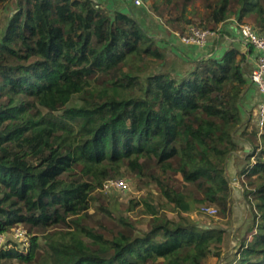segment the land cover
Masks as SVG:
<instances>
[{
    "label": "trees",
    "instance_id": "1",
    "mask_svg": "<svg viewBox=\"0 0 264 264\" xmlns=\"http://www.w3.org/2000/svg\"><path fill=\"white\" fill-rule=\"evenodd\" d=\"M208 2L194 26L264 34V0ZM187 55L96 0H18L0 33V235L30 242L3 244L0 264H264V129L243 108L255 50ZM232 159L251 223L225 252L226 229L186 215L227 214ZM124 177L156 187L124 211L141 208L143 232L97 197ZM94 203L113 229L89 224Z\"/></svg>",
    "mask_w": 264,
    "mask_h": 264
},
{
    "label": "rangeland",
    "instance_id": "2",
    "mask_svg": "<svg viewBox=\"0 0 264 264\" xmlns=\"http://www.w3.org/2000/svg\"><path fill=\"white\" fill-rule=\"evenodd\" d=\"M100 5H105L111 11H123V9L128 8L129 13L133 15L146 30L151 34L156 35L159 39L167 40L172 43L174 39H177L174 35L175 31L181 32L182 29H186L189 25H201L204 22V19L208 16V0H160L158 2L159 13L154 10V2L156 0H140V5H136V0H96ZM18 7V0H9L5 5L0 6V33L4 27V24L9 19V17L14 14L15 10ZM184 14L185 19L188 23L184 22V19L181 16ZM253 20H249L246 24L252 25ZM203 26V25H201ZM212 27V25H209ZM208 26V27H209ZM226 36H230L228 32H222V37L218 41L223 45L226 41ZM171 40V41H170ZM179 45H175L177 52L179 54L187 55L188 53H194L193 56H200L203 51L194 48L184 47V45L177 39ZM174 45V44H173ZM183 45V46H182ZM228 45V44H227ZM226 45V46H227ZM231 45L226 48L223 47L218 55L223 54L226 49L230 48ZM225 48V49H224ZM197 51H194V50ZM215 49V46L210 50ZM188 56V55H187ZM252 64V63H251ZM240 164L237 160H231L229 165V175L234 179L232 183L233 193L236 196V199L231 202V206L226 215L222 214L219 210V207L212 206L218 210V213L215 216L208 214H203L201 208L204 205L198 206L193 212L188 213V216L194 223L203 225V226H221L227 230L226 234V245L225 252H230V249H235L238 246L240 239L244 238L247 234V229L251 223V215L246 201L243 197L242 184L244 180L238 175L240 171ZM125 180L128 184V190L126 192H120L117 190L111 191H102L103 193L97 197L100 200L105 201L109 200L110 206H116L121 211H126L129 206L130 201L141 200L146 196L148 190H155L156 187L154 184L150 185L147 189L143 181H139L132 177L121 178ZM118 180V179H117ZM175 187L180 188V183L174 182ZM154 192V191H153ZM155 198H158L156 192H154ZM98 204H92L91 209V219L88 220L89 224L97 225L98 223L104 224L108 229H113L112 221L106 218V216L97 210ZM141 209V208H140ZM138 208L133 212L126 213L127 216H130L133 219L139 221L138 229L140 231H145L148 228L149 217L142 215L141 211ZM168 216L173 219H177V214L168 213ZM19 229L25 230L24 227L20 226ZM17 230V229H16ZM13 230L10 233L4 234V244L9 242H14L19 244L22 247H28L30 239L27 237L26 241L24 238H18L15 235ZM18 264V263H14Z\"/></svg>",
    "mask_w": 264,
    "mask_h": 264
},
{
    "label": "built area",
    "instance_id": "3",
    "mask_svg": "<svg viewBox=\"0 0 264 264\" xmlns=\"http://www.w3.org/2000/svg\"><path fill=\"white\" fill-rule=\"evenodd\" d=\"M135 3L136 5L141 4L140 0H136ZM221 27L222 25L220 28ZM238 28L243 42L247 46H252L255 50L256 58L250 81L252 85L258 89L261 95V101L257 111V126L261 135L264 129V34L258 33L254 30L252 25L246 23L239 25ZM219 32H221L220 29L214 31L192 25L188 27L185 34L175 31L174 35L186 46L201 48L209 39H218L220 37ZM111 190L126 192L128 190V184L123 179L108 180L103 186V191L107 192ZM201 212L203 214L215 216L218 213V210L214 207L204 206L201 208ZM15 235L18 238H24L25 241L27 240V232L23 229H17ZM4 237V234L0 235V247L4 244Z\"/></svg>",
    "mask_w": 264,
    "mask_h": 264
},
{
    "label": "crops",
    "instance_id": "4",
    "mask_svg": "<svg viewBox=\"0 0 264 264\" xmlns=\"http://www.w3.org/2000/svg\"><path fill=\"white\" fill-rule=\"evenodd\" d=\"M123 11L125 13H129L128 8L123 9ZM221 32H228L230 34V36L225 35V39H226V41L224 42L225 44L222 45L217 39H212V38L209 39L203 47L201 48L197 47V49H199L200 51H203L202 54H200L201 57L202 56H213L219 53V51L223 47L226 48L229 45H231V47H235L239 49L241 52H246L248 46L243 42L240 36V33H239L238 25H236V23L233 20H230L229 22L223 24L221 27ZM172 44H174V46L179 45V42L177 39H174L172 41ZM213 46H215V49L212 50L211 53H209L210 50L213 48ZM194 51H197V50H194ZM191 54L194 55V53H191ZM255 58H256V55L255 57L253 56L252 58L251 57L249 58L251 60L252 67L255 64ZM260 100H261V95L258 89L255 86L251 85L247 94L245 95L243 99V108L245 112V119L249 118V120H251V122L256 125H257V111H258V107L260 104ZM234 199H236L235 194H234Z\"/></svg>",
    "mask_w": 264,
    "mask_h": 264
}]
</instances>
